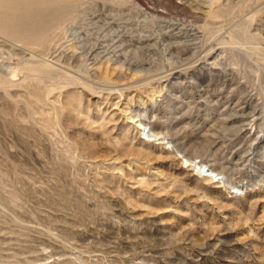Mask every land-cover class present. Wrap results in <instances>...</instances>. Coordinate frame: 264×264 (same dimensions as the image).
<instances>
[{"label": "rangeland", "instance_id": "374dc122", "mask_svg": "<svg viewBox=\"0 0 264 264\" xmlns=\"http://www.w3.org/2000/svg\"><path fill=\"white\" fill-rule=\"evenodd\" d=\"M1 2L0 264H264V0Z\"/></svg>", "mask_w": 264, "mask_h": 264}, {"label": "bare ground", "instance_id": "6f19581e", "mask_svg": "<svg viewBox=\"0 0 264 264\" xmlns=\"http://www.w3.org/2000/svg\"><path fill=\"white\" fill-rule=\"evenodd\" d=\"M2 0H0V4L2 3L1 2ZM1 5H3V3L1 4ZM2 7V6H1ZM1 24V23H0ZM1 26H3V25H1ZM5 27V26H4ZM15 33H17V34H20L19 32H15ZM18 36V35H17ZM212 176V175H211ZM213 177H214V175H213Z\"/></svg>", "mask_w": 264, "mask_h": 264}]
</instances>
